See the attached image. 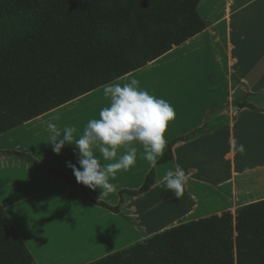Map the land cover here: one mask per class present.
Segmentation results:
<instances>
[{
    "label": "crops",
    "instance_id": "crops-1",
    "mask_svg": "<svg viewBox=\"0 0 264 264\" xmlns=\"http://www.w3.org/2000/svg\"><path fill=\"white\" fill-rule=\"evenodd\" d=\"M197 11L205 23L202 32L110 82L138 79L140 88L170 103L175 118L164 133L163 154L177 141L172 161L153 166L137 146L136 163L110 179L114 192L101 196L99 189L77 184L66 167L71 162L79 168L74 146L55 154L47 124L61 131L74 127L78 138L108 105L106 84L0 135V205L36 264H89L178 224L227 211L234 215L264 199V0H200ZM240 144L243 153L237 151ZM94 152L105 166L111 162ZM178 165L187 177L179 200L164 187L165 175ZM150 171L155 175L150 190L129 196ZM157 191L180 208L150 227L142 217L163 200L153 199ZM202 211L211 212L196 215ZM41 213L79 229L80 236L78 231L57 242L61 248L40 251L32 227Z\"/></svg>",
    "mask_w": 264,
    "mask_h": 264
},
{
    "label": "trees",
    "instance_id": "trees-1",
    "mask_svg": "<svg viewBox=\"0 0 264 264\" xmlns=\"http://www.w3.org/2000/svg\"><path fill=\"white\" fill-rule=\"evenodd\" d=\"M199 2L0 0V135L202 32ZM176 142L155 165L172 161ZM154 184L150 171L129 195H142ZM0 264H36L1 205ZM89 264H264V199L234 215L178 224Z\"/></svg>",
    "mask_w": 264,
    "mask_h": 264
},
{
    "label": "clouds",
    "instance_id": "clouds-1",
    "mask_svg": "<svg viewBox=\"0 0 264 264\" xmlns=\"http://www.w3.org/2000/svg\"><path fill=\"white\" fill-rule=\"evenodd\" d=\"M139 84L135 78L124 84H106L103 95L108 98V105L100 109L98 118L87 122L78 138L74 136L77 131L74 127L66 126L61 131L55 123L47 124L48 143L53 152L59 155L65 145H73L79 168L71 162L66 167L71 169L77 184L93 191L99 189L101 196L116 190L110 179L115 178L118 170L126 171L136 163L137 146L143 148V158L155 166L167 144L164 133L174 120L175 111L169 102L155 97ZM120 149L123 153L117 158ZM94 150L111 162L102 164ZM237 151L243 153L244 145L240 144ZM186 179L185 170L178 165L175 171L165 175L164 187L179 200Z\"/></svg>",
    "mask_w": 264,
    "mask_h": 264
},
{
    "label": "rangeland",
    "instance_id": "rangeland-1",
    "mask_svg": "<svg viewBox=\"0 0 264 264\" xmlns=\"http://www.w3.org/2000/svg\"><path fill=\"white\" fill-rule=\"evenodd\" d=\"M159 198L163 200L161 202H158L156 206H154L150 210L146 211L142 217L144 222L147 223L150 227H152L153 225L155 226L161 224L162 222L167 220L170 216L176 214V212L180 208L179 204L175 202L176 200L170 199V195L165 193L164 191H157L154 194L153 199H159ZM143 204L144 206L148 205L147 203H143ZM210 212L211 211H202V213L196 215L197 216H199L200 214L205 215V214H209ZM40 218L41 219H35L40 223L37 225L36 223H34L35 225L32 227V230L37 231L36 238L38 240L40 239L39 240V242L41 243L40 251L45 252L46 249L50 247V245H55L54 249L56 250L61 248V245L58 244L57 242H61L64 239L75 235V233L79 231V229H76L74 227L59 224L58 219L56 220L53 217H52L53 219H49L47 217L44 218L43 213H41ZM78 236H80V231L78 232Z\"/></svg>",
    "mask_w": 264,
    "mask_h": 264
}]
</instances>
